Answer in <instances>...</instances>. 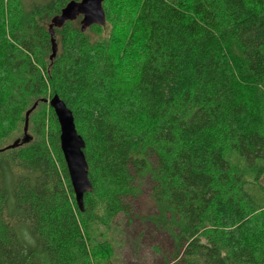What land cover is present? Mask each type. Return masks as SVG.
I'll return each instance as SVG.
<instances>
[{"label": "trees", "instance_id": "1", "mask_svg": "<svg viewBox=\"0 0 264 264\" xmlns=\"http://www.w3.org/2000/svg\"><path fill=\"white\" fill-rule=\"evenodd\" d=\"M71 1L0 0V264H111L136 218L168 236V264H264V0H137L110 41L81 17L51 28ZM119 45L140 55L132 83ZM55 95L85 141L83 212ZM29 111L34 137L2 144Z\"/></svg>", "mask_w": 264, "mask_h": 264}, {"label": "rangeland", "instance_id": "2", "mask_svg": "<svg viewBox=\"0 0 264 264\" xmlns=\"http://www.w3.org/2000/svg\"><path fill=\"white\" fill-rule=\"evenodd\" d=\"M38 1L46 2L48 0ZM120 1H118L119 7H117L118 15H113L112 20L106 22L99 34L92 35L94 38L98 39L99 37L102 40L110 41L111 32L118 23L117 21L120 15L122 14L123 19H127L134 13L137 0ZM12 6H10V10L14 7ZM7 11L8 8L5 9V12ZM6 15L8 17V14ZM8 23L9 19L6 18V24L8 25ZM117 50L119 51L120 72L124 78H128L130 80L135 74L140 55L136 51H128L123 45H119ZM130 83H132V80H130ZM47 109L48 104L43 105V107H39L38 111ZM47 124L49 125L50 121H47ZM26 126L27 131L25 133L24 127L26 128ZM26 126L24 123L19 124L16 131L12 133L11 137L9 136L2 144H12L14 140L22 138L24 133L28 137H34V133L32 131L33 124L30 120L28 125V117ZM136 212L140 217L150 212H154L152 203H150V199L146 194V191H144L143 194L136 200ZM117 223V231H115L114 234L116 237L114 238V246L117 249V253L112 259L111 264H168L170 240L164 232L157 230L152 224L146 223L140 218H136L134 221L130 222V224L126 223L124 219L118 221ZM170 264H175V262Z\"/></svg>", "mask_w": 264, "mask_h": 264}, {"label": "water", "instance_id": "3", "mask_svg": "<svg viewBox=\"0 0 264 264\" xmlns=\"http://www.w3.org/2000/svg\"><path fill=\"white\" fill-rule=\"evenodd\" d=\"M105 0H80L69 2L61 13L51 21V28H61L66 22L74 21L81 17V31L85 32L93 25L104 26L106 24V14L103 8ZM53 37L54 33L51 32ZM53 54L56 55L57 49L53 40ZM50 107L54 110L55 116L60 126V148L66 163L68 175L71 181L76 204L80 211H84V195L92 191L93 186L89 179V166L85 158V141L78 134L72 111L67 107L63 100L55 95L49 101ZM30 114L27 112L26 116ZM27 126L25 128V133ZM30 141V137L25 136L23 142ZM19 141L11 147L16 146Z\"/></svg>", "mask_w": 264, "mask_h": 264}]
</instances>
